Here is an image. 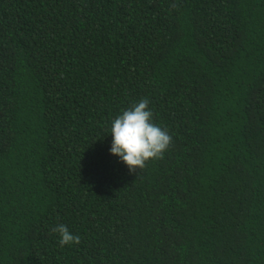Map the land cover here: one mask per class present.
<instances>
[{"label":"trees","instance_id":"16d2710c","mask_svg":"<svg viewBox=\"0 0 264 264\" xmlns=\"http://www.w3.org/2000/svg\"><path fill=\"white\" fill-rule=\"evenodd\" d=\"M0 264H264V0H0Z\"/></svg>","mask_w":264,"mask_h":264},{"label":"clouds","instance_id":"9594fccd","mask_svg":"<svg viewBox=\"0 0 264 264\" xmlns=\"http://www.w3.org/2000/svg\"><path fill=\"white\" fill-rule=\"evenodd\" d=\"M149 103L148 98L142 99L124 110L111 124L110 152L120 157L132 173L144 169L151 160L163 159L172 144L170 134L153 122ZM52 232L59 234L61 247L81 242L80 236L73 235L64 224H58Z\"/></svg>","mask_w":264,"mask_h":264}]
</instances>
